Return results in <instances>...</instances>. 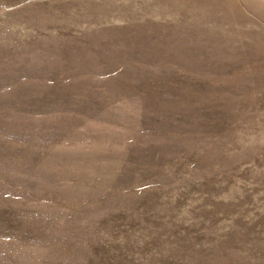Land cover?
<instances>
[{
    "label": "rangeland",
    "instance_id": "1",
    "mask_svg": "<svg viewBox=\"0 0 264 264\" xmlns=\"http://www.w3.org/2000/svg\"><path fill=\"white\" fill-rule=\"evenodd\" d=\"M0 264H264V0H0Z\"/></svg>",
    "mask_w": 264,
    "mask_h": 264
}]
</instances>
